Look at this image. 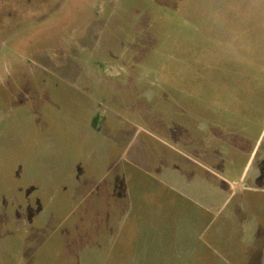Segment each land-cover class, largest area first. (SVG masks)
Here are the masks:
<instances>
[{
	"label": "rangeland",
	"instance_id": "374dc122",
	"mask_svg": "<svg viewBox=\"0 0 264 264\" xmlns=\"http://www.w3.org/2000/svg\"><path fill=\"white\" fill-rule=\"evenodd\" d=\"M0 264H264V0H0Z\"/></svg>",
	"mask_w": 264,
	"mask_h": 264
},
{
	"label": "crops",
	"instance_id": "0c3cea01",
	"mask_svg": "<svg viewBox=\"0 0 264 264\" xmlns=\"http://www.w3.org/2000/svg\"><path fill=\"white\" fill-rule=\"evenodd\" d=\"M258 182H260V179L259 178H257L256 180H255V183L257 184ZM258 203H262V201H258Z\"/></svg>",
	"mask_w": 264,
	"mask_h": 264
},
{
	"label": "trees",
	"instance_id": "16d2710c",
	"mask_svg": "<svg viewBox=\"0 0 264 264\" xmlns=\"http://www.w3.org/2000/svg\"><path fill=\"white\" fill-rule=\"evenodd\" d=\"M98 118H99V116H96V117L94 118V121H93V122H94V125L97 124L96 122H97Z\"/></svg>",
	"mask_w": 264,
	"mask_h": 264
}]
</instances>
